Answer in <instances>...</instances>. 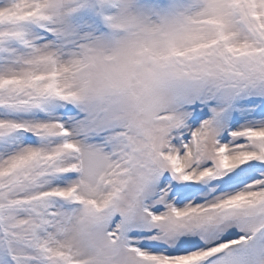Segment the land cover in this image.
<instances>
[{"label": "snow or ice", "instance_id": "1", "mask_svg": "<svg viewBox=\"0 0 264 264\" xmlns=\"http://www.w3.org/2000/svg\"><path fill=\"white\" fill-rule=\"evenodd\" d=\"M0 264H264V0H0Z\"/></svg>", "mask_w": 264, "mask_h": 264}]
</instances>
